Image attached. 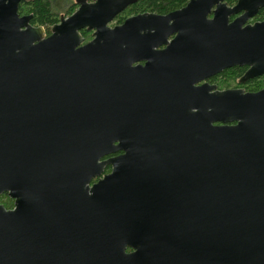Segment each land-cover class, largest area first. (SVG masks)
Segmentation results:
<instances>
[{
  "label": "water",
  "instance_id": "obj_1",
  "mask_svg": "<svg viewBox=\"0 0 264 264\" xmlns=\"http://www.w3.org/2000/svg\"><path fill=\"white\" fill-rule=\"evenodd\" d=\"M26 1L0 0V264H264V88L198 85L264 76V0L113 28L137 0H75L47 37Z\"/></svg>",
  "mask_w": 264,
  "mask_h": 264
},
{
  "label": "trees",
  "instance_id": "obj_2",
  "mask_svg": "<svg viewBox=\"0 0 264 264\" xmlns=\"http://www.w3.org/2000/svg\"><path fill=\"white\" fill-rule=\"evenodd\" d=\"M52 0H31L21 3L18 6V14L21 16L22 13L26 12L25 15H32L30 24L34 27L36 26H46V32L49 33V26L59 22L58 13L62 12L61 7L63 0H55L56 3L52 5ZM60 1V2H59ZM70 1V2H69ZM66 2L65 14L69 15L76 8L75 0H69ZM188 0H137L135 4L128 7L125 11L119 14L114 21H117V24H121L127 17L132 15H137L141 13H154L157 15H167L171 12L180 10L187 4ZM228 5H232L236 0H227ZM64 14V15H65ZM256 21L264 20V9L260 10L256 15ZM86 32L81 31L80 35ZM246 70L245 67H233L227 70L222 71L219 75L212 78V82L218 79L216 82L220 89H226L236 85V81ZM219 77V78H218ZM260 79H264V76L252 80L247 85V90L250 92H257L263 87L260 85Z\"/></svg>",
  "mask_w": 264,
  "mask_h": 264
},
{
  "label": "flooded vegetation",
  "instance_id": "obj_3",
  "mask_svg": "<svg viewBox=\"0 0 264 264\" xmlns=\"http://www.w3.org/2000/svg\"><path fill=\"white\" fill-rule=\"evenodd\" d=\"M28 1H31V0H28ZM92 1H93V0H87L88 3L92 2ZM226 1H227V0H226ZM226 1H225V3H226V5L229 6V7H233V6L236 4V2H234L232 5H228ZM236 1H237V0H236ZM22 3H23V2H22ZM20 4H21V3H20ZM20 4H19V5H20ZM76 5H77V4H76ZM131 6H132V5H131ZM76 7H78V5H77ZM129 7H130V6H129ZM127 8H128V7H127ZM127 8H126V9H127ZM76 9H77V8H76ZM126 9H125V10H126ZM263 9H264V8H263ZM125 10H124V11H125ZM261 10H262V9H261ZM142 14H154V13H141V14H137V15H142ZM257 14H258V13H257ZM257 14H256V15H257ZM18 15H19V14H18ZM137 15H132V16H130V17H127L126 19L131 18V17H134V16H137ZM155 15H157V14H155ZM256 15H255L253 18H255ZM19 16H20V15H19ZM22 16H30V17L32 18V15H30V14H29V15H21L20 17H22ZM238 16H239V15L233 16V17L230 18V20H233V19H235V18L238 17ZM31 18H30V20H31ZM253 18H252V19H253ZM60 19H61V18H60ZM126 19H125V20H126ZM252 19H250V20H252ZM30 20H29V25L32 26V25L30 24ZM125 20H124V21H125ZM124 21H123V22H124ZM248 21H249V20H248ZM263 21H264V20H263ZM59 22H60V20H59ZM59 22L56 23V24H59ZM112 22H114V20H113ZM112 22H111V23H112ZM123 22H122V23H123ZM255 22H262V21H256V20H255V21H253L252 23H248V22H247V24H253V23H255ZM111 23H110V24H111ZM122 23H121V24H122ZM56 24H54V25H56ZM121 24H117V25H121ZM54 25H53V26H54ZM53 26H52V27H53ZM115 26H116V25H115ZM32 27H33V28H39V27L42 28V30H43V32H44V37L49 36L50 33H51V29H50V31H49V33H48V32H46V28H45V30H44V28H43L42 26H36V27L32 26ZM108 27H109V28H113L114 26H113V27H110L109 24H108ZM82 31H85V29L82 30ZM86 31H87V30H86ZM89 42H90V41H89ZM86 43H87V42H86ZM86 43L83 42L82 45H83V44H86ZM161 49H163V47L159 48V50H161ZM155 51H157V50L155 49ZM144 64H145V62H141V63H136V64H134V66H138V65H140V66H144ZM245 68H246V67H245ZM246 70H247V68H246ZM246 70H245V71H246ZM245 71L243 72V74L245 73ZM219 74H220V73H219ZM219 74H217V75H219ZM243 74H242V75H243ZM217 75H215V76H213V77H210L209 79H207V80H205V81L199 83L198 85H201V84H204V83H205V84H207V85H209V86H214V87L216 88L215 91L242 90V91L245 92V93H246V92H247V93H253V92H250V91L247 90V85H248V83H249L250 81H252V80H250V81H248V82H246V83H244V84H240V83L238 82V80H239L240 77L242 76V75H241V76L239 77V79L236 81V85H234L233 87H230V88L220 89L219 86H218V84L216 83V82H218V79L214 80V83L211 81L212 78L216 77ZM218 78H219V77H218ZM259 78H260V77H259ZM256 79H257V78H256ZM253 80H255V79H253ZM110 169H111L110 166L105 167L102 176L108 174V173L110 172ZM95 181H96V180H94L93 182H95ZM2 195H6V196H7L6 193H4V194H2ZM2 195H0V196H2ZM7 197H8V196H7ZM12 201H13V200H12ZM13 209H14V204H13V207H12L11 209H9V210L5 209V210H6V211H10V210H13ZM133 251H134V250L131 249V248H126V249L124 250V253H125L126 255H130Z\"/></svg>",
  "mask_w": 264,
  "mask_h": 264
},
{
  "label": "rangeland",
  "instance_id": "obj_4",
  "mask_svg": "<svg viewBox=\"0 0 264 264\" xmlns=\"http://www.w3.org/2000/svg\"><path fill=\"white\" fill-rule=\"evenodd\" d=\"M67 1H69V0H63L62 1V5H61V7H63V9H66V7H67V5H66V2ZM73 1V0H72ZM57 2V1H56ZM55 2V0H52L51 1V3H52V5H54V3H56ZM60 2V1H59ZM70 2V1H69ZM75 2V1H74ZM77 6V5H76ZM77 8V7H76ZM76 8L75 9H73V11L71 12V14L70 15H72L75 11H76ZM63 9H61L62 10V12H60V13H58L57 15H58V19L60 20V18H68L69 17V15H67V14H65V10H63ZM25 13L26 12H24V13H22L23 15H25ZM65 14V15H64ZM255 18H253L252 20H249L248 21V23H252L253 21H255L254 20ZM115 25H117V21H114V22H112L111 24H109V26L110 27H113V26H115ZM43 28H44V30H45V28H46V26H43ZM49 28V31H50V29L52 28V26L50 27H48ZM81 38H82V40H83V42L84 43H88L89 41H91L92 40V38H93V32L92 31H86V32H83L82 34H81ZM260 85H261V87H263L264 86V79H260ZM264 88V87H263ZM0 206H2L4 209H7V210H9V209H11L12 207H13V201L10 199V198H8L6 195H2V196H0Z\"/></svg>",
  "mask_w": 264,
  "mask_h": 264
}]
</instances>
